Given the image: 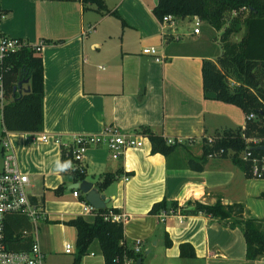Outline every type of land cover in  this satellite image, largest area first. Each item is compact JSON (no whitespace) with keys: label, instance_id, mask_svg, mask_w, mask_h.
<instances>
[{"label":"crops","instance_id":"crops-1","mask_svg":"<svg viewBox=\"0 0 264 264\" xmlns=\"http://www.w3.org/2000/svg\"><path fill=\"white\" fill-rule=\"evenodd\" d=\"M12 1L0 0V34L42 46L43 130L12 132L10 140L19 167L30 179L29 202L43 215L30 236L40 244L45 264H74L77 230L65 222L95 214L85 212V194L78 189L80 194L75 196L69 188L78 181L63 169L62 143H71L75 134H97L107 128L139 134L149 128L164 138L184 140L169 156L153 153L149 137L141 148L128 149L119 159L111 158L104 147L88 150L85 180L109 198L106 208L115 207L130 216L124 222L128 245L132 242L134 248L133 236L143 242L147 254L158 247L154 258L160 264H185L183 259L186 264H264V256L247 260L240 227L182 209L189 200L214 204L221 199L225 205L243 204L245 219H264V199L260 197L264 178L247 176L229 155L210 157L200 172L187 164L189 157L202 154L203 137L244 127L246 121L238 106L204 95L202 64L206 58L216 61L221 52L215 40L218 31L204 26L202 36L193 33L191 26L184 33L177 27L179 21H192V17H178L169 29L178 38L166 40L169 34L163 33L160 19L153 13L157 0H105L109 11L104 14L95 5L85 6L83 0H29L32 5L26 16L35 22L30 30L23 25L25 19L23 23L17 20ZM146 47H154L162 59L144 53ZM40 134L48 140H38ZM108 174L115 178L103 186ZM61 184L64 190L57 195L55 190ZM163 199L166 209L151 214L152 205ZM17 216H8L6 229ZM24 218L32 232L31 221ZM54 227L63 234V253H67L66 243L73 245L69 254L74 255L65 263H58L53 247ZM69 230L72 242L67 241ZM166 232L170 247L165 245ZM183 242L194 246V257L180 256ZM79 264H105V259L93 246ZM127 264H136V260Z\"/></svg>","mask_w":264,"mask_h":264},{"label":"trees","instance_id":"trees-1","mask_svg":"<svg viewBox=\"0 0 264 264\" xmlns=\"http://www.w3.org/2000/svg\"><path fill=\"white\" fill-rule=\"evenodd\" d=\"M84 5H95L96 10L104 14L109 11L105 0H83ZM248 12L244 19L245 33L238 43L219 46L220 53L216 61L203 60L202 77L205 98L231 103L246 115L244 127L234 130L216 131L202 139V154L189 157L188 167L200 172L204 169L210 155L226 157L228 151L232 161L247 176L252 177L251 163L243 158L244 152L250 150L254 156H264V152L254 147L264 145V0H157L153 13L158 19L166 15L174 19L198 16L215 30H220L226 23L228 13ZM0 13H3L0 9ZM113 14L119 17L116 11ZM124 23V20L122 21ZM172 34L166 40L173 38ZM3 78V125L10 132L29 133L43 130L44 68L43 58L31 45L20 51L8 54L2 63ZM24 83L19 91L20 82ZM26 86V87H25ZM29 87V90L26 88ZM253 114L251 119L247 116ZM149 137L151 151L165 156L172 154L180 143L168 144L166 138L153 133L149 128L143 130ZM257 139L258 144L247 143L246 138ZM223 149V151H221ZM61 162L63 169L71 174L75 181L85 180L86 171L78 168L71 148L62 146ZM115 176L104 177L102 185L106 186ZM61 184L55 192L60 195L64 190ZM264 199V192L260 195ZM166 209V200L155 202L150 208L151 214ZM185 212L204 213L215 218L229 221L230 227H240L246 239V258L255 260L264 256V219H245L244 206L241 203L225 205L218 199L214 204L200 200H189L182 207ZM110 212L118 213L115 207L95 210L91 218L77 216L65 223L77 230V255L74 264L89 254L97 246L105 259V264H126L127 260L142 257V251L136 253L124 237V223L106 219ZM26 217V216H25ZM30 222L18 215L8 229L7 239L13 246L28 248L33 238ZM27 230L28 235L20 232ZM24 237L25 239H23ZM169 234L165 233V245L171 246ZM180 256H195L194 246L190 242L180 244Z\"/></svg>","mask_w":264,"mask_h":264},{"label":"built area","instance_id":"built-area-1","mask_svg":"<svg viewBox=\"0 0 264 264\" xmlns=\"http://www.w3.org/2000/svg\"><path fill=\"white\" fill-rule=\"evenodd\" d=\"M3 13H0V25ZM175 19L171 15H166L160 19L163 33L165 35L172 34L178 38V34H173L174 30L170 32V28L175 26ZM194 23L193 33L199 34L203 21L198 17H192ZM170 32V33H169ZM28 42L21 38L9 37L0 34V264H45L44 254L40 244L33 239L29 248L18 249L11 246L10 241L6 236L7 218L10 215L26 216L32 224V233L37 230V221L43 217L41 209L33 206L28 198V186L30 179L28 174L23 172L19 167L17 157L10 140V134L3 125V78H2V63L5 57L17 51H20L24 46H29ZM37 51H40L42 46L31 45ZM146 54H155L156 60H161L154 47H146L143 49ZM254 115L247 116L251 119ZM147 136L139 133H132L116 128H107L101 133L97 134H75L71 143H62L66 148H71L73 158L78 164L81 171L85 170V158L88 150L93 147H104L113 159H119L128 149L141 148L144 145ZM38 140L46 141L48 136L40 134L36 137ZM168 144L183 143L182 138H166ZM255 145L258 144L257 139H251ZM223 151V149L221 150ZM210 157H214L210 155ZM243 158L251 163V173L254 178H264V156H254L250 150L244 152ZM126 179H128L126 177ZM73 194L78 196L79 190L74 189ZM85 212L92 213L97 210L91 204L86 202ZM130 216L123 213L110 212L105 215L106 219L114 222H127ZM23 236L28 235L29 232L24 230L21 233ZM141 240L134 242V250L136 253L142 251ZM73 245L71 243L65 244V252L71 253ZM132 259L127 260L126 264Z\"/></svg>","mask_w":264,"mask_h":264},{"label":"rangeland","instance_id":"rangeland-1","mask_svg":"<svg viewBox=\"0 0 264 264\" xmlns=\"http://www.w3.org/2000/svg\"><path fill=\"white\" fill-rule=\"evenodd\" d=\"M12 5H14L16 14L18 15L17 20L21 21V23H23V20L25 19V23L23 25L26 26L27 29L33 30L35 22L31 16H26L29 12V6L32 5L30 3V1L29 0H13ZM247 15H248L247 11L239 12V13L238 12L228 13L226 23L222 26V28L220 30L219 29L216 30V31H218L217 34L215 33L216 34L215 40H216V43L218 46H223V45H226L228 43H238L242 40L243 35L245 33V27H244L243 21ZM8 24H9V22H8ZM191 26L193 28V26H194L193 21L185 18L184 20L179 21V26H177V27L180 29V31H184V33H188L191 30L190 29ZM204 26H205V28L207 27L210 31L215 32L212 29V27L205 22L201 28L202 36H203V27ZM252 138L253 137L246 138V142L251 143ZM201 143H202V141H201ZM197 146L200 148L199 144ZM231 154H233V152L231 150H229L228 155H231ZM0 161H1V156H0ZM131 228H132V230L135 229V228H133V226H131ZM67 238H68L67 241L72 242L71 230L68 231ZM133 238L134 237L131 236L132 240H137V238H134V239ZM62 239H63V234H62L61 230L57 227H54L52 234H51V240L53 242V247L58 252L57 253L59 256V257H57L58 263H65L67 260L71 259L74 255V253H72V254L63 253L64 248H62ZM129 245L132 246L133 245L132 242L129 243ZM142 251H143V256L145 257V264H160V259H158L157 256L154 258V256H155L154 253L158 252V247L155 248V252L153 254L145 253V248ZM182 262H184L186 264V262H188V261L183 259Z\"/></svg>","mask_w":264,"mask_h":264},{"label":"water","instance_id":"water-1","mask_svg":"<svg viewBox=\"0 0 264 264\" xmlns=\"http://www.w3.org/2000/svg\"><path fill=\"white\" fill-rule=\"evenodd\" d=\"M28 80H22L20 82L19 91H23L24 83ZM29 90V87L26 88ZM256 150H261L264 152V145H258L254 147ZM70 189H79L81 192L85 194L86 201L91 204L96 209L106 208L107 203L109 202V198H106L105 194L101 193L96 187H94L93 183L87 180L74 182L69 186ZM149 252V251H148ZM136 264H143L142 257L136 260Z\"/></svg>","mask_w":264,"mask_h":264}]
</instances>
